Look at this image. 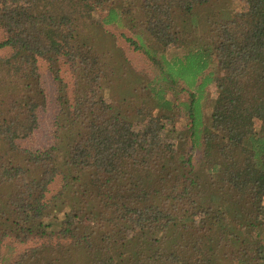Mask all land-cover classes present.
I'll return each instance as SVG.
<instances>
[{
	"label": "trees",
	"instance_id": "16d2710c",
	"mask_svg": "<svg viewBox=\"0 0 264 264\" xmlns=\"http://www.w3.org/2000/svg\"><path fill=\"white\" fill-rule=\"evenodd\" d=\"M234 1L0 0V264H264V0Z\"/></svg>",
	"mask_w": 264,
	"mask_h": 264
},
{
	"label": "rangeland",
	"instance_id": "374dc122",
	"mask_svg": "<svg viewBox=\"0 0 264 264\" xmlns=\"http://www.w3.org/2000/svg\"><path fill=\"white\" fill-rule=\"evenodd\" d=\"M234 4L236 5V8L238 10H242L243 12L247 10L246 3L243 0H235ZM233 4V5H234ZM109 33L111 32L115 37H117V47L120 48L123 53V58L129 63L130 68H132L133 72L129 73L131 75V79L134 81L138 79H146L148 81L149 77L153 75L151 63L149 62L147 56L141 52L135 50V48L131 45L132 43L130 41L137 39L138 32H134L131 28H120L117 26H109L106 28ZM3 40L2 35L0 34V41ZM7 54V51H0V56H5ZM122 55V54H121ZM120 55V56H121ZM122 57V56H121ZM105 66V65H104ZM116 66V65H115ZM39 71L41 73V89L44 94V102L45 105L41 107L40 109V127L36 133L35 138V148H47L52 145L54 138V123H55V117L57 114V96H58V86L54 80V77L52 76L49 66L47 62L45 61H39L38 63ZM102 72V70H101ZM62 77L64 79L65 84L67 85V88L71 89L74 86V80L73 77L68 69V67L62 68ZM114 77L118 75V73L113 74ZM127 76V74H125ZM140 82V81H139ZM69 85V86H68ZM100 86L104 87V84H99ZM116 85V86H114ZM114 85L107 86V88H111L110 91L115 92H121L125 89L123 86V81L121 78H117L114 81ZM216 86H211V91L213 93L216 92ZM139 91V90H138ZM110 93V92H109ZM71 94V93H70ZM72 95V94H71ZM70 95V96H71ZM110 99H112L114 102L119 101L117 96L112 95L110 93ZM174 124V123H173ZM174 126L180 130L185 129V124L181 121H177ZM14 249L15 252L18 254L19 252H23L26 249L30 248L31 245H24L19 246L18 243L9 242L8 247H6L3 251L4 254L8 253L9 250ZM76 255L73 256L72 259L67 264H92L90 260L86 258V256L83 254L80 255V252L73 254Z\"/></svg>",
	"mask_w": 264,
	"mask_h": 264
}]
</instances>
